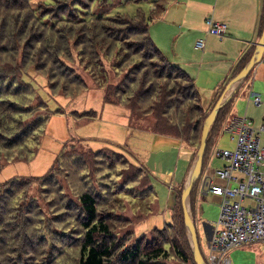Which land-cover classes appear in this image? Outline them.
<instances>
[{
	"label": "rangeland",
	"instance_id": "1",
	"mask_svg": "<svg viewBox=\"0 0 264 264\" xmlns=\"http://www.w3.org/2000/svg\"><path fill=\"white\" fill-rule=\"evenodd\" d=\"M122 1L56 0V3L52 1L49 4L48 0H0V84L5 80H9L8 82L11 86L13 81L19 82L24 79L26 83L33 84L36 87L37 96L43 100L35 99L33 101L32 96H28V100L23 97L18 98L20 102H17V104L19 106L10 105L7 98L4 99V103H0V125L2 133L8 137L4 138L0 135V163L3 165L0 170V184L13 177H41L45 175L59 155L61 148L64 147L65 142L72 141L66 145L67 150L64 153L66 157H70L76 153L77 155H83L85 158L83 159L84 162L80 163L79 161L74 163L70 158L63 161L62 165L57 164L53 170L52 178L41 183L39 180L33 179L35 183L21 180V183L18 185H15L17 183H12L0 186L3 187L0 189V204L3 203V209L0 206V250H3L4 247L7 249L8 246H15L22 253L25 249L26 252L36 255L38 254L36 250L26 249L27 242L25 241V235L21 233L26 231L31 232L34 220L36 223H39L40 228L43 227L42 224L49 226L52 222H56L55 227L58 230H56V233H59L61 236L68 234L66 242H64V248L69 246L75 257L74 260L69 259V263L77 264L79 258L77 248L79 247V243H77L74 237L78 236L80 229L74 219L77 215L74 206L69 207V205L70 203H75V199L83 191L92 193L93 195L94 193L96 194L95 197H97L100 204V215L109 224L111 231L110 240L116 244L115 253L118 250L131 249L138 243L150 249L153 246L160 247L166 238L168 242L173 240V235L167 233L166 230L168 224L173 223L172 216L176 218L181 217V215H178V211L175 210L174 212V209L171 211V208L176 205V202L180 201L178 198L184 188L180 186L173 187L171 191L174 197H172L171 201L170 199L168 200L170 192L161 174L168 171L174 173L177 169L175 172L176 176L177 173L180 175L185 170L184 161L178 159L185 158L182 154L179 156V152H184L186 148L173 139H170L167 143H154L155 139H152L149 134L154 133L156 130L157 119L152 113L145 115L144 111H140L132 114L124 108L121 109L122 107L119 106H107L103 101L105 89L111 99L120 100L121 94L126 89L124 87L125 81L131 80L129 72H132L130 69L132 66L131 62H135V60L124 62L121 59L120 63L115 57H110L108 59L109 65L106 68L103 66L102 68L98 67L94 73V69H91L89 62L81 58L80 53L73 49L74 42L70 39L71 36L67 25L61 31L63 36L69 39V43L63 44L65 52L73 50V60L70 59V56L68 58L60 56L63 58L62 60L60 57L58 58V54H56L54 49L55 47L33 45L31 48H27L30 40L26 41L21 36L19 28L16 30L17 18L28 14L29 9L33 10L37 16H40L41 13L46 15V12L51 14L54 11L53 19L48 17L45 19L54 21L55 24L63 22L65 19H68L69 22H75L78 12L72 8L75 2H79L80 6L78 5L77 8L81 10L78 15L81 19L76 22L89 20L92 17L111 15L113 21L106 22L105 26L109 27L102 29L106 37L128 38V30L125 28L129 26L116 13L126 12L132 15L136 11V6H138L145 14H148L150 7L144 3L135 5L126 4L125 0L122 3ZM22 8L24 10H21ZM64 8L68 10L64 11ZM61 9L63 13L58 14L57 12ZM20 13L22 14L20 15ZM59 16H63V18ZM115 18H118L119 21L114 20ZM96 23L98 27L97 29L96 27L92 28L94 31L100 30L103 26L99 22ZM91 27L92 24L88 27H75L76 29L73 32L75 33L77 29H80L78 34H81L85 30L83 28L91 29ZM49 36V34H46L47 39H49ZM81 36L84 37V35ZM58 45L60 46L61 43ZM100 45L106 48V46L102 45V42ZM24 60L28 61L26 65ZM17 63L30 70L24 77L15 75L18 69ZM118 66L119 70L116 69ZM38 68H43V70L37 71ZM148 70L149 72L144 73L147 76L152 69ZM142 72L138 75V79L131 89L134 92L142 90L147 86V83L145 84L144 82L141 88L138 86L139 83L141 84ZM209 72L215 73V71ZM45 77H49L50 82H58L59 87L64 85L68 89L72 87L69 85V82H77L80 85L84 84L83 86L87 90L80 91L82 88L76 90L72 87L71 90L74 89L79 92L73 94L68 93L67 90L66 96H64L59 94L61 90H58L57 86L54 88L53 93L49 94L46 89L47 80ZM207 77L208 75H203L202 82L206 88L211 89L214 87V85L210 84L213 78L211 77V81L208 83L206 82ZM68 79L72 80L68 82ZM254 79L252 76V92L259 95L262 103H264V81L258 78ZM195 86L198 88L196 82ZM101 87L103 89H100ZM150 88L152 87L148 86L147 89ZM12 93L10 94L12 95ZM208 95V93L201 95L202 107L207 103ZM7 97L11 101L14 100L12 96ZM248 99L249 90H246L244 87L239 89L231 103V115H235L239 119L247 118L253 120L254 127L259 128L263 124L264 107H255ZM45 103L50 112L48 119L41 128H38L33 133L36 128L32 129L31 122L35 119L42 120L47 115ZM22 106L27 107L24 109ZM18 108L19 113L23 115V119L20 122L11 123V114ZM145 109L146 107L143 110ZM119 110L123 114H119ZM88 111L95 112L92 115L96 119L84 121L85 119L75 116L77 115L75 112ZM112 111L116 113H112ZM207 112L209 113V111ZM229 115L230 112L227 114L225 120ZM125 116H129L131 120L129 130L127 127L122 126L121 123ZM137 126L145 129H137ZM16 129L18 131L21 129H28L30 131L25 137L24 142L21 137L14 140L10 138L11 135L15 134ZM33 134L39 138L38 144H34L35 142L37 143V139H31L34 137ZM127 137L128 141L126 140ZM28 140L34 141V143L30 144L32 150H30L31 153L27 156L28 161L11 162L6 160L9 151H12V153L13 151L20 152L15 147L23 145ZM75 140L80 141L77 142ZM195 142L194 147L198 148L199 137ZM110 143L112 144L110 146L112 150L123 155L133 165H137V163L143 165L147 157H149L146 163L147 172L145 174L148 173L151 177V185L153 187L151 192L148 191V181L146 179L143 180V178L140 179L139 186H130V189H125V186L130 183L129 180L132 178L129 176L133 175L135 169H132L127 174V172L116 173L115 170L112 171V168L109 170V167H106L107 164L121 163L122 158L120 156L107 153L103 155V158L98 159L100 161H96L94 157L88 154V150L86 149V145H89L93 151H98L109 147ZM261 144L264 145V133L261 136ZM195 148L193 152H196ZM213 148L215 151H232L235 148V141H232L231 135L224 129L216 138ZM223 165L224 162L222 160L213 156V160L209 162L208 168L211 171H216ZM81 171L83 172L81 173ZM127 178H130L128 179L129 183L127 182ZM142 182L143 186L141 187ZM45 184L46 186H44ZM19 185L22 186L20 189ZM12 190L14 191L13 194L11 193ZM15 194H19L18 196L20 197L16 202L11 199ZM199 198L198 192L195 202L197 214L195 215L194 208L191 206L194 205L192 204L193 197H189L190 213L196 227L200 255L206 264H210L208 253L211 239L210 234L209 236L208 234H204L203 224L210 225L213 228L216 227L220 216V204L214 202L211 195L201 203ZM245 203H248V200ZM22 208L24 209L22 210ZM24 210L26 212H23ZM40 215L44 219L43 222L37 220V218H40ZM13 227L14 229L17 227V232L19 233L13 231ZM185 232L186 240L191 245L186 225ZM50 236L55 237V234H51ZM68 255L70 258L72 257L71 254ZM228 256L231 264H264V243L256 242L237 247L229 252ZM28 261H30L28 257H23L24 263ZM110 264L119 263L117 260H114ZM155 264L187 263H183L176 260L175 257L170 256L157 261Z\"/></svg>",
	"mask_w": 264,
	"mask_h": 264
},
{
	"label": "trees",
	"instance_id": "2",
	"mask_svg": "<svg viewBox=\"0 0 264 264\" xmlns=\"http://www.w3.org/2000/svg\"><path fill=\"white\" fill-rule=\"evenodd\" d=\"M48 1L49 4H51L52 1L56 3V0ZM93 1L95 0H92V2ZM119 1L121 2L122 0ZM170 1L171 0H125L126 4H148L150 9L148 11V14H145L138 6H136V11L132 15L126 12L116 13V15H118L121 20L126 21L127 25L129 26L125 28L128 30L127 35L129 37L124 39L117 38L116 36L106 37V35L104 34L102 29L105 27H109L105 26L106 22L113 21L111 15H107L105 17H92L89 20L87 19L82 22H76L81 19L78 16L81 10L77 8L79 2H75L72 8L76 9L75 11L78 12V14H76L77 20L75 22H69L68 19H65L63 22L55 24L54 21L45 19L47 17L53 19L55 13L54 11L51 14L46 12V15L41 13L40 16H37L33 10L29 9L28 14L21 17L19 16L17 18L18 23L16 30H18L19 28L21 31V36L26 41L30 40V44H28L27 48H31L33 47V45L48 46L50 48L55 47L54 49L56 54H58V58L60 56L65 58H68L70 56V59L73 60V50H67V52H65V46L63 44L69 43V39L65 38L61 31V29H63V27L67 25V27H69L68 32L71 36L70 39H72L74 42L73 49L80 53L81 58H84L89 62V64L91 65V69H94V73L96 72L98 67L102 68L103 66L106 68V66L109 65L108 59L110 57H115L119 60V62L121 61V59L124 62L135 60V62L130 61L132 64L130 68L132 72H129L131 80L125 81L124 83V87L127 89V91L125 89V92L121 94L120 100H113L110 98L105 89L103 95L104 103L121 106L132 114L140 111H144L145 115L152 113L157 119L155 126L156 130L154 131L155 133L164 136H170L178 140L181 139L182 142L193 151H195V141H197L199 137L198 148L196 147V152H193L195 156L197 155L198 149L200 147L204 123L212 110L208 113L202 107L201 97L194 84L193 79L179 66L171 63L166 57L161 54L160 50L156 47L149 34L150 23H152L153 20L159 18L164 13ZM122 3H124V0L122 1ZM89 7L91 8V6ZM24 8H22L21 10H24ZM62 9L57 13H63ZM66 10L68 9L64 8V11ZM21 14L22 13H20V15ZM59 17L63 18V16ZM114 20L119 21L118 18H115ZM96 22H99L103 25L102 28L98 31H94L92 29L94 27H96L97 29L98 24ZM90 24H92L91 29L83 28L85 30H83L81 34H78L80 29H77L75 33L73 32L76 29L75 27H88ZM46 34L50 35L49 39L46 38ZM81 35H84V37H82ZM101 42L102 45L106 46V48L100 45ZM59 43H61L60 46L58 45ZM62 59L63 58H61V60ZM24 63L26 65L28 61L24 60ZM17 67L18 69L16 70L15 74L17 76L21 75L22 77H24L30 71L24 68L20 63H17ZM116 69L119 70V66L116 67ZM148 69L152 70L147 76L144 73L149 72ZM42 70L43 68L37 69V71ZM33 71L38 73L35 70ZM141 72L143 77L141 78V84L139 83L138 86L139 88H141L143 82L145 84L147 83V86L142 90L134 92L131 89L135 85V81L138 79V75H140ZM45 78L47 80L46 89L49 94H52L54 88L57 86L58 90H61L59 94L64 96H66L67 90L68 93L73 94L79 92L76 91L79 88H82L80 91L87 90V88L83 86L84 84L80 85L77 84V82H69L72 79H68V82L70 83L69 85L74 87V89L76 90H71L72 87L68 89L65 88L63 83V86L59 87V85L57 84L58 82H50L49 77ZM8 81L5 80L0 84V98H2L0 99V103H4V99L7 98V101L10 102V105L19 106L17 102H20L18 100V98L20 97L27 99L28 96H32L33 101H35V99H40L36 93L37 89L33 84L26 83L24 79H22L19 82L13 81L12 85L10 86V83ZM148 86H151L152 88L147 89ZM100 89L103 88L101 87ZM11 92H13L12 95L10 94ZM7 96H12L14 100L11 101ZM235 96L236 94L220 109L214 122L209 128L206 149L203 156L202 172L199 179L193 185L189 196L193 197L192 204L194 205L191 206L192 208H194V210L197 193L199 192V186L203 177V170L206 167L210 156L212 155L216 138L222 130L225 118L227 114H229V108ZM26 107L27 106H22V108L24 109ZM144 107H146L145 110H143ZM45 109L47 111V115L42 120L35 119L31 122L32 129L36 128L33 133H35L38 128H41L46 123L48 115L50 113L46 103ZM58 112L61 113L60 110H58ZM75 113L77 114L75 116L85 119L84 121H92L95 118V116L92 115V113L95 114V112L92 111ZM87 114H89L90 116ZM22 117L23 115L19 113L18 108L11 114V123H14L16 121L20 122L23 119ZM29 132L30 131L28 129H21L19 131L18 129H16L15 134L11 135L10 138L14 140L16 138L18 139V137H21L24 142V139L29 134ZM0 135L4 138H8L4 133H2L1 125ZM31 139H37V143H34V141L32 140H28L23 145L15 147L19 149L20 152L13 151V154L12 151H9V155L7 154L6 160L11 162L28 161L27 156L31 153L30 150H32L30 148V144H38L39 140V138L35 137V135ZM71 142L72 141H69L68 143ZM68 143L64 144V147H62L56 160L45 175L41 177H13L1 183L0 186L12 183H17L15 185H18L21 183V180H24L25 182L32 181V183H35L33 179L36 181L39 180V182L41 183L52 178L53 170L57 164L62 165L63 161L70 158L74 161V163H76L77 161H79V163L82 162L83 159H85L83 155H77L76 153L72 154L70 157H66L64 155L67 150L66 145H68ZM86 149L88 150V154L91 157H94L96 161H100L98 159L103 158V155L107 153L120 156L122 158L121 163L118 162L113 165L107 164L106 167H109V170H111L112 168V171L115 170L116 173L127 172V174H129V171H131L132 169H135V172H133L132 176L128 175L132 178L131 180H129L130 183L128 182V179L130 178H127V182L129 184L125 186V189H130V186H139V181L141 178H143V180L146 179V181H148V191L151 192V180L148 174H145V170L143 168L131 164L123 155H121L120 153L118 154V152L112 149L104 148L102 150L93 151L87 146ZM2 167L3 165H1L0 163V170ZM82 172L83 171H81V173ZM44 186H46V184ZM142 186L143 182L141 184V187ZM21 187L22 186L19 185V189ZM1 188L3 187H0V189ZM11 193L13 194L14 191L12 190ZM182 193L183 192H181V195L178 198L180 201H178V203L176 202V205L171 208V211L173 209L174 212L175 210L178 211V215H181V217L176 218L175 216H172L173 223L168 224L166 230L167 233L173 235V240L168 242L166 238L165 242L160 247L153 246L150 249H147L142 246L141 243H138L135 244L131 249L123 251L118 250V252L115 253L116 244L115 242H112L110 240L111 231L109 228V224L100 215V204L98 203L97 197H95L96 194L94 193L93 195L92 193L83 191L75 199V203H70L69 205V207L74 206V210L77 214L74 219L78 223V227L80 229V233L78 232V236L74 237L77 243H79V247L77 248L79 255L77 264H110L114 260H117L119 264H155L157 261L166 259L170 256L175 257L176 260H179L183 263L197 264L194 259L192 247L186 240L184 212L181 203ZM18 195L19 194H15V196H13L11 199L14 202L18 201V199H20ZM2 204H0V206L3 209ZM23 209L24 208H22V210ZM23 212L26 211L24 210ZM39 217L40 218H37V220L43 222L44 219L42 218V215H40ZM45 218L49 219L47 217ZM55 223L56 222H52L49 226L41 223L43 227L40 228L39 223H36L34 220V222H32L31 232L26 231L21 234L25 235V241L27 242L26 249L28 248L27 250H36L38 254L32 255L26 252L25 249L22 253L15 246H8L7 249L4 247L3 250H0V264H30L31 260H33L31 264H72L69 263V259H75L74 253L69 246L67 248H64V242H66V237L68 234L61 236L59 235V233H56L57 227H55ZM12 229H14V227ZM13 231L17 232V227ZM51 234H55V237L50 236ZM68 254H71L72 257L70 258ZM23 257H28V260L30 261L24 263Z\"/></svg>",
	"mask_w": 264,
	"mask_h": 264
},
{
	"label": "crops",
	"instance_id": "3",
	"mask_svg": "<svg viewBox=\"0 0 264 264\" xmlns=\"http://www.w3.org/2000/svg\"><path fill=\"white\" fill-rule=\"evenodd\" d=\"M207 20L223 23L227 26L223 39L220 40L207 34ZM152 23H150L149 34L156 47L171 63L184 70L193 79L194 84L196 82L200 97L203 94H209L207 103L203 108L206 111H211L222 96L225 93L227 94V88L232 80L248 66L257 54V44L264 31V0H171L164 13L153 20ZM199 41L204 42L203 49L196 48V43ZM209 71H215V73ZM203 75H208L206 81L208 83L211 81V77L213 78L210 83L214 85L213 88L210 89L204 86L202 82ZM252 76L253 79L258 78L264 81V53L260 63L254 66L249 72L248 78L246 77L247 80L245 79L241 87H239L240 89L244 87L249 90V94L253 93ZM105 105L118 107V105ZM230 108V115L224 121L221 132L227 129L230 121L239 119L235 115H231ZM125 110L123 111L126 113L127 110ZM112 113L116 112L112 111ZM119 114H123V112L119 110ZM130 121L129 116H125L121 122L122 126L128 129ZM250 121L254 124L253 120ZM137 129L145 128L137 126ZM149 135H151L152 139H155L154 143H167V141L173 139L186 148L184 152H179V156L182 154L185 158L178 159L184 161L185 170L180 175L177 173L176 176L175 172L177 169L174 173L168 171L161 174L170 192L168 200L170 199L171 201L172 197H174L171 191L172 188L181 186V183L185 187L188 183L197 155L194 156L193 150L188 148L181 139L178 140L155 132ZM231 139L234 141L235 138L231 135ZM126 140L128 141V137ZM86 146L90 149L92 148L89 145ZM110 146H112L111 143L106 149H112ZM214 150L203 170V177L199 186L200 203L205 201L209 195H211L214 202H219L218 197L208 193L203 194L202 191L204 180L212 178L215 172L208 168L209 162L213 160ZM151 153L149 154L151 155ZM148 158L143 165L138 163L135 165L147 172L146 163ZM149 178L151 180L150 176ZM194 212L196 215V206ZM203 226L204 234H208V236L210 234L211 239L214 228L207 224H203Z\"/></svg>",
	"mask_w": 264,
	"mask_h": 264
},
{
	"label": "built area",
	"instance_id": "4",
	"mask_svg": "<svg viewBox=\"0 0 264 264\" xmlns=\"http://www.w3.org/2000/svg\"><path fill=\"white\" fill-rule=\"evenodd\" d=\"M206 23L208 35L220 40L225 37V24L211 20ZM203 47V41L196 43V48ZM248 101L255 107L264 106L261 98L253 93L249 94ZM226 131L235 138V148L214 150L213 156L224 165L202 185L203 194L218 197L220 204L219 220L209 243L210 264H231L228 255L233 249L264 243V145L261 144L264 122L256 128L247 118L234 119Z\"/></svg>",
	"mask_w": 264,
	"mask_h": 264
},
{
	"label": "water",
	"instance_id": "5",
	"mask_svg": "<svg viewBox=\"0 0 264 264\" xmlns=\"http://www.w3.org/2000/svg\"><path fill=\"white\" fill-rule=\"evenodd\" d=\"M263 53H264V31L262 32L261 38L257 44V54L255 58L248 64V66H246L242 70L240 74H238L232 80L231 84L227 88V94L225 93V95L222 96V98L217 102V104L215 105V107L212 109L211 113L207 117L204 123L203 131L201 135L200 147L197 152V157H196L194 166L192 168L188 183L184 187V190L182 193L181 203H182L183 212H184V221H185L186 229L188 232V237H189V240L192 246V252L194 255V259L197 264H203V260L200 255L196 227H195V224L192 220V216L190 213L189 196H190V192L192 190L193 185L199 179L201 172H202L203 156H204L205 149H206L209 128L214 122L220 109L227 102H229L233 98V96L237 93V91L239 90V87L241 86L243 81L246 79L249 72L254 68V66L260 63Z\"/></svg>",
	"mask_w": 264,
	"mask_h": 264
}]
</instances>
